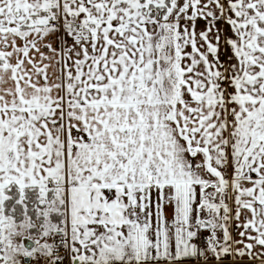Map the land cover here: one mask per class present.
<instances>
[{"label":"snow or ice","instance_id":"6c2138e0","mask_svg":"<svg viewBox=\"0 0 264 264\" xmlns=\"http://www.w3.org/2000/svg\"><path fill=\"white\" fill-rule=\"evenodd\" d=\"M0 264H264V0H0Z\"/></svg>","mask_w":264,"mask_h":264}]
</instances>
